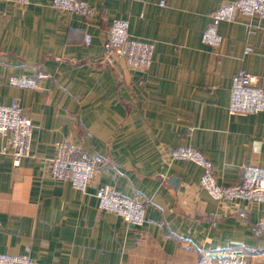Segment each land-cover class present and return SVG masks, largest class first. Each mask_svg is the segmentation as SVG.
<instances>
[{"label": "crops", "instance_id": "1", "mask_svg": "<svg viewBox=\"0 0 264 264\" xmlns=\"http://www.w3.org/2000/svg\"><path fill=\"white\" fill-rule=\"evenodd\" d=\"M51 1L0 0V105L17 100L33 124L32 155L17 167L0 135V253L36 264H195L241 249L247 264H264V203L212 199L199 165L167 155L197 147L225 186L244 166L264 168V111H227L235 73L264 90V18L221 21L210 46L201 36L211 14L232 0H80L86 15ZM115 20L152 43L148 69L105 55ZM38 73L47 77L37 89L9 83ZM59 141L104 159L85 192L49 175ZM103 186L140 199L144 221L100 209Z\"/></svg>", "mask_w": 264, "mask_h": 264}, {"label": "built area", "instance_id": "2", "mask_svg": "<svg viewBox=\"0 0 264 264\" xmlns=\"http://www.w3.org/2000/svg\"><path fill=\"white\" fill-rule=\"evenodd\" d=\"M26 4L29 0H8ZM56 9L86 15L90 9L80 0H52ZM238 13L258 15L264 18V0H232L220 5L212 14L211 21L204 29L201 41L216 46L221 40L218 25L221 21H233ZM88 35L85 41L89 42ZM105 55L122 57L132 68L148 69L153 60V45L150 42L129 35L127 21L115 20L111 24L103 43ZM47 77L38 73L34 77L11 76V85L37 89L41 80ZM229 115H246L264 111V90L257 85V78L250 73L239 71L232 76L227 105ZM33 124L23 113L17 100L9 105H0V135L5 137L2 153L10 155L12 165L17 167L21 160L32 155ZM171 160H190L202 168L200 187L209 197L218 201L245 199L264 203V168L244 166L240 181L235 185L217 183L213 167L203 153L195 146H178L168 153ZM104 159L98 154H89L70 141H59L54 155L48 161L49 175L64 180L72 187L85 192L95 173L101 169ZM98 207L121 216L126 222L140 224L145 219V207L137 197H124L109 186L95 191ZM247 253L232 249L216 254L205 253L195 264H247ZM0 264H36L28 255L0 253Z\"/></svg>", "mask_w": 264, "mask_h": 264}]
</instances>
